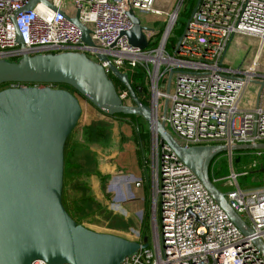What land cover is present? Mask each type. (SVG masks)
<instances>
[{
    "label": "built area",
    "instance_id": "built-area-1",
    "mask_svg": "<svg viewBox=\"0 0 264 264\" xmlns=\"http://www.w3.org/2000/svg\"><path fill=\"white\" fill-rule=\"evenodd\" d=\"M28 1L0 0V58L16 60L23 53H84L102 66L126 104H132V99L111 68L128 79L140 69L147 105L180 145L264 143V107L259 100L251 108L240 106L246 85L261 73L250 70L252 64L235 69L223 59L235 34L262 40L264 0H199L197 5L196 0L187 19L189 33L177 51V39L169 47L167 42L186 0H175L169 11L156 7L155 0H46L23 10ZM77 10L79 21L90 30L93 46L82 41L80 29L67 18ZM129 10L135 15L164 16L163 31H145L147 46L143 49L129 44L124 33L133 25ZM164 84L166 89L161 90ZM19 86L23 84L12 82L7 87ZM160 100L164 101L162 113ZM149 132L145 177L152 212L160 205V228L156 225L152 247L127 255L121 264H264L253 244L256 238L264 244V182L241 187L233 169L221 179L226 200L251 230L245 238L196 174L160 145L155 130ZM228 153L231 156L232 151ZM210 178L216 185L212 163ZM142 181L137 180L135 186ZM31 264L48 263L37 259Z\"/></svg>",
    "mask_w": 264,
    "mask_h": 264
},
{
    "label": "water",
    "instance_id": "water-1",
    "mask_svg": "<svg viewBox=\"0 0 264 264\" xmlns=\"http://www.w3.org/2000/svg\"><path fill=\"white\" fill-rule=\"evenodd\" d=\"M37 1L48 3L29 0L23 10ZM78 13L77 10L74 17L67 18L80 29L82 41L93 46L90 30L79 21ZM128 16L133 23L124 32L128 43L143 49L149 28L142 25L133 10L128 11ZM188 21L177 38L175 51L189 33ZM18 41L21 42L20 37ZM111 69L128 90L132 104L120 99L102 66L84 53H23L16 60L0 58V84H23L0 89V264H31L37 259L48 264H121L127 255L148 245L145 236L140 243L90 229L77 223L65 209L64 145L78 122L81 105L71 91L52 86L57 83L73 87L103 114L142 117L148 128L158 133L160 145L168 147L196 174L244 237L250 234L249 226L228 203L225 192L213 183L209 166L221 152L264 149V143L182 146L150 106L138 98L127 75L115 67ZM260 77L250 81L259 85L257 102L264 87V76ZM253 244L264 258L263 242L256 238Z\"/></svg>",
    "mask_w": 264,
    "mask_h": 264
},
{
    "label": "rangeland",
    "instance_id": "rangeland-1",
    "mask_svg": "<svg viewBox=\"0 0 264 264\" xmlns=\"http://www.w3.org/2000/svg\"><path fill=\"white\" fill-rule=\"evenodd\" d=\"M196 0H186L181 8V12L178 15L177 23L175 24L174 28L170 32V38L167 42V46L169 47L173 40L177 39V37L181 34L184 29L185 23L188 19L187 12L190 10L191 4H194ZM175 0H155L154 5L156 7H160L162 9H171ZM136 16L139 17L142 25L148 27L150 30H158L163 31V22L164 16H156L150 13H136ZM162 33V32H161ZM224 61L227 66L232 68H245L250 62L256 61L258 65L263 63L264 60V43L261 42L260 38H255L253 36H247L242 34H235L231 38L228 43L227 49L225 51ZM255 76L254 78H256ZM116 83L117 81L114 80ZM167 82V80H166ZM254 83H250L242 97V105L248 102L250 99V95L253 91ZM258 85V84H257ZM174 86V78L171 81V89ZM259 87V85H258ZM160 89H166V84L161 85ZM80 102L81 105V114L78 119V122L73 129V131L77 132L78 129L80 130L81 125L83 124L86 119L89 118L88 116V108L89 110L92 109V105L87 103V101L78 94H75ZM163 100L159 101V113H162L163 110ZM93 109H95L93 107ZM109 120L106 119L102 122H96L93 124V127L96 129H100L101 133H103L104 138L107 137L108 142L111 140V136H113L114 132L121 135V139H117L115 142V148L117 149L118 153V161L120 162V168H118V176L119 180L122 182L126 177L131 175H140L137 176L135 179H131V182H127L131 189L135 190H142L145 194L148 195V191L146 189L145 183H141V186H135V182L139 179L142 180V168L143 164L141 163V156L138 155L137 152L139 150V144L137 139H135L134 134V127L126 121H118V120ZM118 122V123H117ZM140 126L143 127V130L147 129L148 131V124L143 118H139ZM119 127V129H118ZM167 128V125H166ZM169 130V128H168ZM74 132V133H75ZM120 132V133H119ZM150 134V132H149ZM134 137V140L132 139ZM150 142L149 137L145 140V146ZM261 153L257 154L255 150H243V151H232L231 156L228 152L224 151L216 155L213 159L212 164L214 165V171L216 178V186L221 189L222 191H226V188L223 186V178L230 174L231 169H233L239 176L237 177V181L241 187H251L256 186L264 182V149H260ZM117 155V154H116ZM149 155V144L147 149L143 153V160H148ZM77 159L83 161L88 166L91 167L89 164V156L87 157H80ZM255 160V164H251ZM146 173V172H145ZM144 175V173H143ZM146 175V174H145ZM132 177V176H130ZM129 189V188H128ZM133 191L129 189L126 195L128 197H134ZM92 195V194H91ZM126 202L125 198H121L119 203ZM101 206L102 204L99 203ZM98 202H84L83 205V213L80 212L84 222L88 225V228L106 232V231H114L117 232L118 235H125L130 237L129 239L139 240L141 237L145 236L147 238L148 247L153 246V234L155 227L157 225V229L160 228V218H161V211L160 205L153 210L149 205V197L146 200V208L145 203L143 200L140 201V208H145L142 215H135L130 210L126 214H121L120 212L112 213L110 212L109 215H104L102 210H106L104 207H100ZM106 202L103 201V206H105ZM155 211V213H154ZM156 216V218H155ZM144 234V235H143ZM127 238V237H126Z\"/></svg>",
    "mask_w": 264,
    "mask_h": 264
},
{
    "label": "crops",
    "instance_id": "crops-1",
    "mask_svg": "<svg viewBox=\"0 0 264 264\" xmlns=\"http://www.w3.org/2000/svg\"><path fill=\"white\" fill-rule=\"evenodd\" d=\"M169 10L170 9H165V11H169ZM255 38H258V37H255ZM251 64H253V62L252 63L250 62L246 67H249ZM261 67L262 68H260L258 71L262 75V73H264V60H263ZM260 76L256 78L261 79L262 77ZM250 83L252 82H249L246 85L245 89H247ZM245 89H244V92H245ZM257 91H258V85L257 84L253 85V91L249 97L250 99H248V102L246 104L242 105V102H241L242 98H241L240 106L242 108H251L255 106L257 104ZM243 94H242V97H243ZM258 100H259V103H261V105L264 107V87L261 91V94ZM87 113H88L89 118L83 122L80 129L86 126L93 125L96 122H102L106 119L113 120L110 117L102 114L96 108L93 109V107L91 110H89L88 108ZM77 136H78L77 142L80 141L81 145L76 147V149L74 150L72 159L84 165L85 170L88 173L86 177V181H87L88 186L90 187L92 198L94 199L95 202H98V204L99 203L102 204V206L99 204L100 207H104L105 209H107L109 212H112V213L120 212L121 214L124 215L130 210L135 215H142L144 209L146 208V200L148 197H149V205L151 207L150 194H149L148 187H147L148 195L145 194V197H144V192L142 190L131 189L130 186H127L128 185L127 182L129 180H130L129 182H131V179H135L137 176L140 177V175H135V174L131 175L132 174L131 173L130 176L132 177L130 176L126 177V179H124L122 182L119 180L118 168H120L121 164L118 161L119 156L116 151L117 149L115 148V142H117V139L115 138L119 137L121 139L120 134H117V132H114L113 136H111L110 142H108L107 137L104 138L105 136H102L99 139L93 137L91 140L86 139V136L81 133H76L75 138H77ZM75 138H72V140H76ZM83 138L86 140H83V143H82ZM132 139L134 140V137ZM77 156L78 158H80L81 156L82 157L89 156V164H91V167L88 166V168L90 169H87V165L83 161L77 159ZM137 157H138V153H137ZM141 163L143 164L142 178L145 179L144 183L147 184L146 177H145L147 163H145V161H142V157H141ZM128 188L133 191L132 193L134 197H128V195H126L127 192L129 191ZM121 198H125L126 202H121L122 204H120L119 200ZM141 200L144 201L145 208L143 207L140 208ZM103 201L106 202L105 206H103ZM106 232L118 234L117 232H114V231H106ZM120 236L130 238L125 235H120ZM134 239H137V238H134Z\"/></svg>",
    "mask_w": 264,
    "mask_h": 264
},
{
    "label": "trees",
    "instance_id": "trees-1",
    "mask_svg": "<svg viewBox=\"0 0 264 264\" xmlns=\"http://www.w3.org/2000/svg\"><path fill=\"white\" fill-rule=\"evenodd\" d=\"M193 5L194 4H191L190 10L186 13L187 16H189L193 8ZM175 40H173L172 44L175 42ZM135 78L138 81H135ZM129 82L133 90L136 92V95L138 96V98H140L142 103L147 105V100H146L147 93H146V87L144 86V83H143L142 71L140 69H137L132 77L129 76ZM10 83L11 82L0 84V89L7 87ZM53 86L64 88V89L71 91L74 94L80 95L73 87H71L68 84L57 83V84H53ZM87 102L91 104L89 101ZM104 115L110 117L111 119H115L118 121H121V120L126 121L129 124H131L132 127H134L135 139H137L138 144H139V150L137 151V153L138 155L142 157V161H145V158L143 160V153L147 149L149 142L147 141L148 144L146 146L144 144H145V140H147V138L149 137V131L147 129L143 130V127L140 126L139 118H142V117L138 115H125L121 113H116L113 115H106V114ZM74 132L75 131L73 130L71 131L64 145L62 202H63L65 209L69 213V215L77 223H80L88 227V225L84 222V219L82 218L80 212L83 213L84 211L83 209L84 207L82 204L84 202L92 203L93 198L91 195L90 187L88 186L87 181H86V177L88 173L85 170L84 165L72 159L74 150L76 149V147L81 145L80 141H78L79 143L77 142L78 136L77 138H75V135L76 133H81L86 136V139L91 140L93 137L99 139L100 137L103 136V133H101L100 129L93 128V125L83 127L80 130L78 129L77 132L75 133ZM72 138H75L76 140H72ZM86 139L83 138L82 143H83V140H86ZM212 162L213 160L211 161V163ZM209 175H210V166H209ZM145 186L147 189L148 183L145 184ZM102 211L104 215L110 214L109 211H106V210H102Z\"/></svg>",
    "mask_w": 264,
    "mask_h": 264
},
{
    "label": "bare ground",
    "instance_id": "bare-ground-1",
    "mask_svg": "<svg viewBox=\"0 0 264 264\" xmlns=\"http://www.w3.org/2000/svg\"><path fill=\"white\" fill-rule=\"evenodd\" d=\"M260 40H261V39H260ZM263 40H264V36H262V40H261V42H262V43H264V41H263ZM254 62H255V61H253V63H254ZM260 68H262V67H261V64H260V65H258V64L256 63V64H252V65H251V67H250V70H252V71H253V70L260 69Z\"/></svg>",
    "mask_w": 264,
    "mask_h": 264
}]
</instances>
